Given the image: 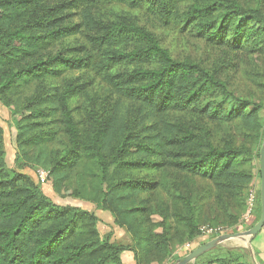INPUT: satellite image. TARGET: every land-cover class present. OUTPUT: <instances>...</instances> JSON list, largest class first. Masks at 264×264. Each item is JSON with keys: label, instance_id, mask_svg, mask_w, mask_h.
<instances>
[{"label": "trees", "instance_id": "trees-1", "mask_svg": "<svg viewBox=\"0 0 264 264\" xmlns=\"http://www.w3.org/2000/svg\"><path fill=\"white\" fill-rule=\"evenodd\" d=\"M46 1L0 0V44L6 41L0 47V101L14 114L23 111L16 121V159L44 169L56 194L89 200L109 211L130 241L110 240L109 233H100L94 212L55 203L29 175L9 168L0 125V264H123V251H131L141 264L152 253L167 255L169 220L194 227V208L184 198L185 214L162 202L151 205L142 195L155 189L156 182L146 175L168 163L211 181L219 197L242 199L253 176L236 162L250 153L249 146H261L263 106L235 98L199 64L172 58L132 18L116 14L106 19L96 7L114 1L205 40L262 54L264 11L244 8L236 0H64L52 6ZM71 9H78L79 21L60 24L59 13ZM77 33L93 54L77 58L85 50L77 46L68 48L66 56H50L56 42ZM82 68L102 75L116 92L135 102L137 115H116V107L91 131L81 132L69 100L85 86L60 90L53 81ZM170 110H195L231 125L241 141L211 144L201 128L193 130L169 118ZM152 114L158 119L146 122ZM160 211L162 220L156 224L150 216ZM156 227L160 234L154 233ZM202 264L256 263L246 249L236 247Z\"/></svg>", "mask_w": 264, "mask_h": 264}, {"label": "rangeland", "instance_id": "rangeland-1", "mask_svg": "<svg viewBox=\"0 0 264 264\" xmlns=\"http://www.w3.org/2000/svg\"><path fill=\"white\" fill-rule=\"evenodd\" d=\"M61 1L64 0H47L46 3L52 6ZM236 1L244 8H260L264 11V0ZM96 9L106 19L113 18L116 14L132 18L140 26H143L152 33L158 44L165 48L172 58L199 64L223 81L230 94L235 96V98H243L262 104L263 110L261 111V116L264 119V54L248 52L241 48L232 47L227 43H216L205 40L187 30L180 31L175 26L170 24L165 25L144 10L132 9L114 1L100 3ZM77 12L78 9H71L59 13L61 18L60 24L70 25L78 22L79 16ZM5 44L6 41L2 42L0 47H4ZM77 46L85 48L84 52L76 54L77 58L93 54L84 36L77 33L56 42L50 49V56H66L68 48ZM53 83L60 87V90L67 85L83 84L85 86L82 93L69 100V107L74 120L83 133L91 131L97 120L106 119L116 107V115L118 113H129L132 117L137 115L134 113L136 109L135 102L116 92L102 78V75L95 74L90 68L66 71L62 77L54 80ZM227 103L230 106L235 105L233 100ZM22 113L23 111L16 114L12 113V107L0 101V125L3 129L6 165L9 168L29 175L39 183L42 191L55 203L60 205H75L94 212L100 220L98 223L100 233L102 235L107 234L111 227L110 220L113 221V217L109 211L97 207L95 203L89 200L56 194L47 180L44 169L22 157L16 159V121ZM141 115L142 112L139 114V117ZM166 115L193 130L201 128L207 141L211 144L223 145L230 138L234 139L237 143L241 141V137L238 135L235 137L234 133H232L230 129L231 125L210 120L206 116L196 113L195 110L185 112L170 110ZM156 118L158 119L155 114H152L145 121L155 122ZM130 120L133 121L132 118ZM56 148L59 150L63 149L62 146L58 145ZM259 148L260 145L257 143L249 146L250 153L241 156L236 162V166L239 169L249 171L253 176L242 199L235 198L229 200L224 196L219 197L211 181L192 176L185 171L170 166L168 163L154 174L146 175L147 178L155 180L156 187L151 191L145 192L142 195L143 198H147L153 206L155 203L162 202L163 205L168 204L171 206L175 210L174 212L185 214V207L181 201V198H184L194 208L195 226L187 228L183 226L181 221L170 219L168 254L166 255L161 252L152 253L148 262L141 264H171L198 245L220 234L248 230L260 216ZM68 187L74 189L75 184L69 183ZM161 214L162 212L151 214L150 218L152 222L158 224L162 220ZM154 230L155 234L161 233L160 227H156ZM115 237L113 236L112 238L110 234V240H116L114 239ZM254 237H247L241 240H224L217 247L212 248L187 264H202L211 256L221 253L225 249L236 247L246 249L251 260L256 264H264V251H255L251 245V240ZM244 242L248 246H245ZM180 252L184 255L182 253L179 254Z\"/></svg>", "mask_w": 264, "mask_h": 264}, {"label": "water", "instance_id": "water-1", "mask_svg": "<svg viewBox=\"0 0 264 264\" xmlns=\"http://www.w3.org/2000/svg\"><path fill=\"white\" fill-rule=\"evenodd\" d=\"M259 173H260V184H259V196H260V216L258 220L244 232L224 233L220 234L200 245L195 247L193 250L188 252L186 255L180 257L171 264H187L194 261L207 251L217 247L224 240L228 239H246L247 237L256 236L260 230L264 227V136L262 138L261 146L259 148ZM245 246H248L244 242Z\"/></svg>", "mask_w": 264, "mask_h": 264}, {"label": "crops", "instance_id": "crops-1", "mask_svg": "<svg viewBox=\"0 0 264 264\" xmlns=\"http://www.w3.org/2000/svg\"><path fill=\"white\" fill-rule=\"evenodd\" d=\"M111 222V223H110ZM110 231L107 232L111 234V237L116 236L114 239L121 241L122 243H128L130 241V236L122 228L116 227L112 220H110ZM113 240V239H112ZM251 245L255 251H264V228L251 240ZM180 252L179 254H181ZM182 255H184L182 253ZM181 255V256H182ZM123 264H136L131 251H123L120 255Z\"/></svg>", "mask_w": 264, "mask_h": 264}]
</instances>
